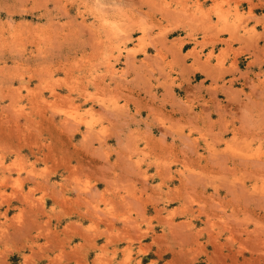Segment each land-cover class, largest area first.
Returning a JSON list of instances; mask_svg holds the SVG:
<instances>
[{
  "label": "rangeland",
  "instance_id": "obj_1",
  "mask_svg": "<svg viewBox=\"0 0 264 264\" xmlns=\"http://www.w3.org/2000/svg\"><path fill=\"white\" fill-rule=\"evenodd\" d=\"M260 11L264 0H0V264H264ZM115 134L142 180L71 165L66 195L86 194L89 222L60 219L63 193L24 191L69 147L91 170ZM99 179L109 186L90 198ZM120 191L119 207L104 196Z\"/></svg>",
  "mask_w": 264,
  "mask_h": 264
},
{
  "label": "crops",
  "instance_id": "obj_2",
  "mask_svg": "<svg viewBox=\"0 0 264 264\" xmlns=\"http://www.w3.org/2000/svg\"><path fill=\"white\" fill-rule=\"evenodd\" d=\"M253 1H257V0H253ZM246 6H248V4H246ZM263 12L264 11H260V13L257 14V16L264 14ZM250 26L254 27V29L256 31H260V29H261V25L258 24L254 20L248 21V27H250ZM227 36H228V34H224L223 37L226 38ZM211 98H212V96H211ZM212 101H214L213 98H212ZM133 126H130V128L135 129L136 127L133 128ZM139 126H140V129L145 128V125L141 126L139 124ZM149 130H151L150 125L148 126L147 131L149 132ZM112 137L114 140H110V139H112ZM127 138H128L127 134H124L123 136L122 135L119 136V135L115 134L114 136L111 135V136L105 137V139H104L105 144L107 146L110 145L111 147H113V150L110 147L105 148L103 145L100 148L101 156H102L103 160L100 161V160H97L95 158L92 161H90V163H91L90 165H92V166H91V170H89V171H86V169L83 167L85 165L84 160L88 159V155H87L86 150L84 148L78 149V150L70 149V147L67 148L66 149L67 154L64 157V159H66V160H63L64 164L66 166L59 165L56 167L54 164H51L52 173L48 177L49 183L47 182L46 184L45 183L42 184L40 182H34V181H36L37 177L25 179V181H24L25 183L23 186L24 191H26L27 188L32 186V187L36 188L35 194H40V192L42 190L47 189V190L51 191V194L63 193L64 195H66V189H68V187H69V185L66 184V182H68L70 177L74 174V172L71 171V165H77L78 166V170L75 172L77 175H80V177L82 179L84 178V176L89 175V176H91V180L94 181V177H96L98 175H102L104 177L115 178L116 183L120 182V183L127 184L129 181H135V180H137V182H139L138 180H142V178L139 175V173L137 172V168H135L133 166V162H128L127 160H123V157L126 156L127 153L124 150H122V151L119 150V147L125 144V140H126V145H127V142H128ZM92 144L94 147L97 146L96 143H92ZM89 147L90 146H88V151H90ZM121 155H123V156H121ZM145 161L147 162V160H145ZM140 169L141 170L146 169V172L148 174L154 173L152 166L147 165L146 163L142 164L140 166ZM112 172L116 173L117 175H113ZM56 174H58V177L56 176ZM11 175H12V177L15 176L13 174H11ZM20 176L22 178H24L25 174L21 173ZM50 182H53V184H51ZM60 183L63 185H60ZM148 183H150V179H148ZM151 184H154V183L151 182ZM108 186L109 185L107 183H105L101 179H99L95 185L96 191H97L95 194L96 196H90V198L91 197L92 198H96V197L99 198V196L97 194L98 191L100 192L104 188H108ZM137 187H139V186L137 185ZM149 189H150L149 187L146 189L147 193L150 191ZM6 191H10V187L6 188ZM121 192L122 191H120L118 194L105 192L104 196L108 199L109 202H111L115 206L119 207V206H121V204L123 205V201L118 199V196L120 194H123ZM135 194L137 195L138 193L135 192ZM50 196H51L50 194L47 195V197H49V198H50ZM66 196L71 198L68 202H66V203L72 205V206H70L71 208H68V207L64 208L63 204L59 200H57L55 198H51V199H53L52 206H54V209L56 210L57 215H61L60 219L63 218V220H65L64 221L65 224H69L70 222L79 221L83 225V222H85V220H87L89 222L90 217L86 216L84 214V212H85L84 202L80 203V201H82V199H84L86 194L76 193V195H75V193H74V195H71V196L66 195ZM127 199L133 201L131 196H128ZM20 203H21V201L19 200V203H14V204H16L15 206L20 207L21 206ZM99 206L101 207V206H103V204H99ZM79 212L83 213V214H80ZM9 229H10V227H9ZM70 237L72 238V242H75L73 240V238L75 237V234L70 233ZM48 257H51V255L48 254ZM69 259L73 260V259H75V257L69 256ZM46 260H48V259L46 258Z\"/></svg>",
  "mask_w": 264,
  "mask_h": 264
},
{
  "label": "bare ground",
  "instance_id": "obj_3",
  "mask_svg": "<svg viewBox=\"0 0 264 264\" xmlns=\"http://www.w3.org/2000/svg\"><path fill=\"white\" fill-rule=\"evenodd\" d=\"M110 71V70H109Z\"/></svg>",
  "mask_w": 264,
  "mask_h": 264
}]
</instances>
